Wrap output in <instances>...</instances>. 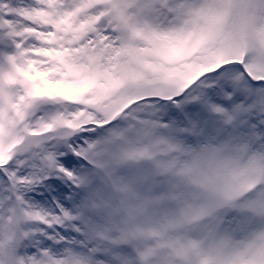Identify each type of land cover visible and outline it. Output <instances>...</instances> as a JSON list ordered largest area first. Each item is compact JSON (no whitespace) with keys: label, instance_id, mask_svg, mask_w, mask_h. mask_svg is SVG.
<instances>
[{"label":"snow or ice","instance_id":"obj_1","mask_svg":"<svg viewBox=\"0 0 264 264\" xmlns=\"http://www.w3.org/2000/svg\"><path fill=\"white\" fill-rule=\"evenodd\" d=\"M0 264H264V0H0Z\"/></svg>","mask_w":264,"mask_h":264}]
</instances>
